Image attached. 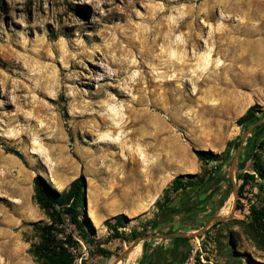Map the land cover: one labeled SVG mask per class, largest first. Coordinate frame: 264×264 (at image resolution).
<instances>
[{"label": "rangeland", "instance_id": "rangeland-1", "mask_svg": "<svg viewBox=\"0 0 264 264\" xmlns=\"http://www.w3.org/2000/svg\"><path fill=\"white\" fill-rule=\"evenodd\" d=\"M230 34L232 88L264 108V0H0V264H37L27 252L38 240L31 223L48 221L34 199L37 174L59 191L85 178L89 241L68 220L61 226L77 241L73 264H134L143 246L178 241L171 232L179 227L187 244L181 264H264V235L250 228L264 181L251 161L244 171L254 179L239 198L235 164L232 181L208 185L217 162L198 172L208 193L168 189L144 211L130 202L98 208L88 192L112 174L146 170L166 137L191 155L197 120L227 117L210 101L225 85L221 44ZM161 164L157 174L184 170ZM192 199L186 219L170 224L163 208ZM119 213L123 226L112 228ZM215 217L228 218L213 226ZM136 241L134 258H121Z\"/></svg>", "mask_w": 264, "mask_h": 264}, {"label": "trees", "instance_id": "trees-1", "mask_svg": "<svg viewBox=\"0 0 264 264\" xmlns=\"http://www.w3.org/2000/svg\"><path fill=\"white\" fill-rule=\"evenodd\" d=\"M236 124L240 126L243 132L248 130L245 144L238 152L236 161L235 175L237 179L242 180V185L237 191L239 198L241 187L253 180L254 174L264 181V108L258 103H253L246 109L244 114L237 118ZM238 139L228 141L226 149L220 153L195 148H193V152L202 163V167H205L210 161H215L217 162L215 169H217L222 164L230 165L236 148L240 143ZM5 150L23 159L21 152L17 149L5 147ZM248 160L251 161L254 174L244 171ZM206 182V176L203 174H181L172 179L170 186L164 192H167L168 189L175 192L187 187H196L197 191H201L205 187ZM33 184L34 199L46 214L48 221L31 223L38 240L30 243L27 252L37 264H73L76 257L73 245L77 241L72 232L65 233L61 226L68 220L76 228L80 237L85 241H89L90 237L85 225L91 226V221L83 209L85 202L84 188L86 187L85 178L80 175L71 181L67 188L61 191L51 186L39 174L34 176ZM258 189L264 191V184H258ZM167 201H169V197L166 195L164 202ZM190 201L187 203L189 204ZM184 207L185 203L178 207H164L163 209H169L171 213L177 210L180 211ZM237 208L238 206H236ZM115 217L116 222L111 227L115 229L119 226L122 227L124 214L119 213ZM220 223L222 221H216L212 225L215 226ZM107 224L111 225L110 222H107ZM250 228L260 233V235H264V198L262 206H251ZM255 236L257 235L255 234ZM101 251V253L104 252V250ZM237 254V252L232 250V256Z\"/></svg>", "mask_w": 264, "mask_h": 264}, {"label": "crops", "instance_id": "crops-1", "mask_svg": "<svg viewBox=\"0 0 264 264\" xmlns=\"http://www.w3.org/2000/svg\"><path fill=\"white\" fill-rule=\"evenodd\" d=\"M226 45L228 51L226 75L223 74L224 71L221 72V80L225 85L222 88L215 89L217 92H221V95L218 99H214L210 102L213 103L211 105H215V101H219V106L217 108L220 112L227 114V117H204L202 120H197V133L200 141L196 149H205L220 153L226 149L228 141L237 140L241 137V142L237 146L235 155L231 160L229 171L225 169V164H222L221 169L208 178V185H211L214 181H217L219 184L223 183L227 180V176H229V180L232 181V162L235 160L236 168L237 154L245 144V140L242 139L243 135H241L242 129L236 124V120L253 104L252 101L250 102L248 100V96L242 92H234L235 90L232 88V34L221 44V48L223 49V46H225V49ZM222 49H220V51H222ZM245 68L248 69L249 67ZM181 145L179 141L174 142L171 137H166L163 140L161 149L157 153H150L147 156L148 164L146 170L133 174H120L118 172L115 175H110L105 181L100 180L98 183L99 186L95 191H93L92 188H88L92 200L95 201L98 208L103 209H120L126 206V202H130L134 210H147L152 204L156 203L159 195L170 186L175 176L181 174H194L201 171L203 165L194 152H191V155L187 154L186 151L184 154L177 153L178 151L182 152L181 149L183 147ZM157 162L163 163L164 165L161 164L162 167L175 164L178 167H183L184 170L178 172V174H173L172 171H166L167 169L164 167L165 169L157 174L155 168H153ZM249 162L250 160L247 161V163ZM212 163H215V161H210L206 166L210 167ZM202 191H204V194L208 193L207 187H204ZM120 200L124 202V205L116 207ZM143 203H146V205H142ZM180 204L172 203L170 207H178ZM207 204L206 207L202 208L201 213H206L209 210L211 206L209 201ZM197 210L201 209L197 208ZM177 234L184 235L181 232H177ZM169 241L170 242L166 245L160 247V254L155 253V251L151 252L150 257L147 258L145 262H141L139 256L134 264H169L174 260L182 262L186 256V242L184 241L183 246V244L179 241L177 242L176 239L170 240L169 238ZM150 245V249H152V247L155 249L157 248L154 244Z\"/></svg>", "mask_w": 264, "mask_h": 264}, {"label": "flooded vegetation", "instance_id": "flooded-vegetation-1", "mask_svg": "<svg viewBox=\"0 0 264 264\" xmlns=\"http://www.w3.org/2000/svg\"><path fill=\"white\" fill-rule=\"evenodd\" d=\"M188 201L186 200L185 202L183 201L181 204H180V206L181 205H183L184 203H185V207L184 208H182L180 211L179 210H177L176 212H171L170 213V215H171V217H170V224H172V223H182V221H183V217H185L184 219H186V214H188V209L189 208H187V207H189V206H191L192 204H194L193 203V199L190 201V203L188 204L187 203ZM203 202V204H204V202H205V200H203L202 201ZM206 202H208V201H206ZM196 208V207H195ZM155 223H158V221L157 222H155ZM180 229H182L181 227H179V229L178 230H176V231H172L171 232V234H174V233H176V232H179L180 231ZM170 232H167L165 235H167V234H169ZM175 236H177L178 237V241L179 242H181V244H183V246H184V239L186 238V237H184V236H182V235H180V234H176ZM164 238H168V237H164ZM177 241V242H178ZM162 245H159V246H157V248L155 249L154 247H152V249H150V247H148V246H143V249H142V252H141V255H140V259H141V262H145L146 260H147V258H149L150 257V253L151 252H154L155 251V253H157V254H160V247H161ZM154 248V249H153ZM181 262L180 261H171L169 264H180Z\"/></svg>", "mask_w": 264, "mask_h": 264}, {"label": "water", "instance_id": "water-1", "mask_svg": "<svg viewBox=\"0 0 264 264\" xmlns=\"http://www.w3.org/2000/svg\"><path fill=\"white\" fill-rule=\"evenodd\" d=\"M243 139L245 138V134L243 135V137H242ZM235 164V160L232 162V166ZM84 192H86V188H84ZM84 210H85V214L87 215V210H86V204H85V202H84ZM233 209L231 210V214L233 213ZM231 214H230V216H231ZM228 217H215V218H213V221H221V220H225V219H227ZM137 242L138 241H136L135 243H133V245H132V247H131V249L129 250V251H127V252H125V253H123L122 254V256H121V258L124 256V255H126L128 252H130L133 248H134V246H135V244H137Z\"/></svg>", "mask_w": 264, "mask_h": 264}, {"label": "bare ground", "instance_id": "bare-ground-1", "mask_svg": "<svg viewBox=\"0 0 264 264\" xmlns=\"http://www.w3.org/2000/svg\"><path fill=\"white\" fill-rule=\"evenodd\" d=\"M228 207H229V206L226 205V206L223 208V212H224V213H228V211H229V208H228ZM136 252H137V250H133V251H131V252H130V253H131L130 258H131V257L134 258ZM116 264H117V263H116Z\"/></svg>", "mask_w": 264, "mask_h": 264}]
</instances>
